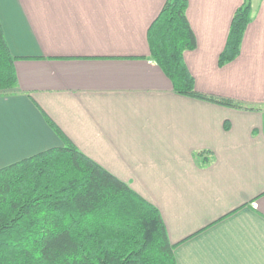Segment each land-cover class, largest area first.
I'll return each mask as SVG.
<instances>
[{"label": "crops", "instance_id": "1", "mask_svg": "<svg viewBox=\"0 0 264 264\" xmlns=\"http://www.w3.org/2000/svg\"><path fill=\"white\" fill-rule=\"evenodd\" d=\"M164 2L0 0L17 77L0 92V167L63 144L47 115L157 207L177 264H264V0L222 66L243 0H187L194 92L240 107L177 93L149 57Z\"/></svg>", "mask_w": 264, "mask_h": 264}, {"label": "trees", "instance_id": "2", "mask_svg": "<svg viewBox=\"0 0 264 264\" xmlns=\"http://www.w3.org/2000/svg\"><path fill=\"white\" fill-rule=\"evenodd\" d=\"M186 7L187 0H165L146 31L149 57L177 93L240 107L194 92L183 60L195 46ZM250 19L251 0H243L219 66L238 55ZM15 59L0 22V92L17 87ZM45 118L63 144L0 167V264H177L157 207Z\"/></svg>", "mask_w": 264, "mask_h": 264}, {"label": "rangeland", "instance_id": "3", "mask_svg": "<svg viewBox=\"0 0 264 264\" xmlns=\"http://www.w3.org/2000/svg\"><path fill=\"white\" fill-rule=\"evenodd\" d=\"M264 110V109H263Z\"/></svg>", "mask_w": 264, "mask_h": 264}]
</instances>
